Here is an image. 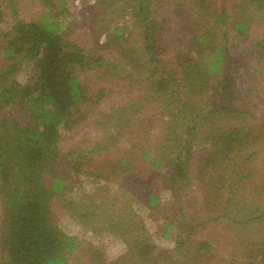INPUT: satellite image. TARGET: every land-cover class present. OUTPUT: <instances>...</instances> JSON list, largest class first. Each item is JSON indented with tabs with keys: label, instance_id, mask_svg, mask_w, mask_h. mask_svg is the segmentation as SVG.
<instances>
[{
	"label": "trees",
	"instance_id": "16d2710c",
	"mask_svg": "<svg viewBox=\"0 0 264 264\" xmlns=\"http://www.w3.org/2000/svg\"><path fill=\"white\" fill-rule=\"evenodd\" d=\"M36 1L41 6L37 19L25 20L15 0H0V23L9 16L13 21L10 30L0 35L4 62L0 68V198L4 203L0 264H70L79 241L60 227V209L77 217L89 232L112 233L124 242L123 255L111 261L104 258L98 264H159L165 250L156 245L133 203L145 207L150 216L160 212L159 218L164 219H156L160 238L174 240L181 250L186 247L182 254L185 264H203L195 256L200 259V253H214L215 249L210 240L199 239L191 252L193 235L198 226L226 216L239 182L230 181V174L245 171V151L253 139L250 126H231L219 119L244 120L248 116L238 94V76L227 69L231 49L228 29L246 36L248 22L231 17L225 0H177L180 9L184 7L179 25L189 23L192 31L168 36L171 19L156 16L155 0H94L88 18L93 24L101 17L96 33L101 36L105 32V42L99 44L97 38L95 46L122 47L125 35L133 33L125 25L101 27L105 19L114 18L102 11L111 6L110 14H118L115 17L124 22L132 19L138 31L135 49L130 55L123 54L124 59L132 66L149 65L154 79L143 85L146 90L136 105L115 107L113 113L119 112L116 121L110 111L100 123L114 129L107 141L95 138L92 142L81 136L80 142L62 153L61 141L72 139L81 125H87L81 121L98 112L94 110L88 117L85 113L93 91L82 81L81 73L92 58L99 65L105 59L92 57L85 47L68 39L64 24L72 15L71 0ZM80 1L85 4L88 0ZM256 46L264 47V35ZM242 71L239 68L237 72ZM22 72L26 75L23 82L19 79ZM191 96L205 97L200 100L198 115L190 112L187 97ZM215 101L220 105H210ZM154 105L161 109V119L152 115L150 122L140 116ZM206 106L211 107L204 114ZM147 129H160L158 134L151 132L157 141L150 139ZM120 135L124 142L116 141ZM111 149L116 155L94 166L93 157H103ZM197 158L198 163L193 160ZM64 166L76 176L97 181L94 196L87 201L92 206L63 198L70 188L60 171ZM195 183L205 188L208 205L222 207L211 210L217 216H207L193 225L194 214L187 217L188 205L181 200L183 191ZM162 189L170 191L168 201L162 199ZM108 191L113 197L103 198ZM58 197L63 198L60 203ZM102 200H107L106 205ZM111 201L121 207L108 209ZM173 232L177 233L172 238ZM93 249L96 258L103 256ZM256 249L262 255L257 264H264V242Z\"/></svg>",
	"mask_w": 264,
	"mask_h": 264
},
{
	"label": "rangeland",
	"instance_id": "374dc122",
	"mask_svg": "<svg viewBox=\"0 0 264 264\" xmlns=\"http://www.w3.org/2000/svg\"><path fill=\"white\" fill-rule=\"evenodd\" d=\"M15 4L18 7L20 17L25 20L37 19L38 14L41 11L40 3L36 0H15ZM70 12L71 17L65 22V32L68 33V39L73 43L81 44L90 53L92 57L100 55L105 59V63L99 65L98 62L92 61L90 66L82 71L81 79L86 82L88 87L93 91L90 101V105H87L84 110L87 117L92 111H98L95 116L90 115L91 118L86 120L85 118L81 121L87 123V125H81L80 131H77L75 136L68 141H61L60 147L61 152L68 151L72 144H77L81 141V136L86 139H92V142L96 139H104L107 141V137L111 136L113 127L108 130L109 125H101L109 112L113 113L115 107L120 106H134L138 103V99L143 97L142 91L143 85H149L154 79L151 78L153 75L152 67L149 65L138 67L139 65L132 66L129 62L124 59L123 54H131L132 50L135 49V41L137 38L138 31L134 28L132 19L124 22L121 18L115 17L118 14H110L109 10L112 8H104L102 11L108 15H113L112 19H105L102 22L101 27L108 26L112 27L125 25L133 33H127L125 40L122 41V47H115L111 45L103 48L95 46V39H99V44L105 42V32L99 36L97 31L100 30L99 22L100 18H96V23L91 24L88 18L90 7L94 4V0H88L87 3L83 4L80 0L70 1ZM228 14L231 17L239 18L242 17L248 22L249 30L246 36H237L230 32V39H228V47L230 49V57L227 61V69L234 71L233 76H238V82L240 89L238 94L241 96L242 104L248 111V116L244 117V120H237V118L220 117V122L231 124V126H250L252 129L253 139L249 143V150L245 152L248 155V161L244 163L243 172L230 174V181L239 179V182L235 186V193L231 200V204L227 208L226 216L220 221L211 222L210 225L198 226L194 235L190 251L196 249V243L199 239H208L211 241L215 251L200 253V259L195 260L198 263L206 264H257L261 259L262 255L257 253V247L260 243L264 242V134L261 133L262 127L264 126V47L256 46V41L264 35V3H255L252 0H225ZM153 10L157 17H166L171 19L169 21L170 32H167L168 36L174 34H183L185 32H191L189 30L190 24L179 25L181 18L180 12L184 7H179L177 0H155L152 4ZM189 9L192 7L188 6ZM177 9V10H176ZM198 9V8H197ZM177 11V12H176ZM179 14V15H178ZM12 18L9 16L5 22L0 23V35L7 30H10L12 25ZM67 25V29H66ZM90 26L94 27L92 30ZM172 26V27H171ZM197 30V29H196ZM110 31V30H109ZM177 34V35H178ZM2 37H0V42ZM125 51V52H124ZM109 63L114 64V68ZM153 63V62H151ZM4 65V62L0 58V68ZM239 68H243L242 72H237ZM148 70V71H147ZM151 70V72H150ZM167 71V70H165ZM130 73V76L129 74ZM158 72L154 74L157 75ZM26 75L22 72L19 75V79L23 82ZM161 77V75H160ZM160 77H157L160 78ZM112 80L115 84H112ZM99 89V90H98ZM98 90V91H97ZM100 91V92H99ZM112 91V94L110 93ZM103 93L106 96H100L97 94ZM108 95V96H107ZM205 97H187L189 100L191 113L198 115V110L201 107L200 100L203 101ZM219 101L211 103L210 105H220ZM159 106L154 105L153 108L144 110L140 116H143L146 120L150 121V116L154 115L157 119H161V109ZM211 106H206L207 110L204 114H207ZM115 112V111H114ZM115 114V113H113ZM119 112L112 117L117 119ZM115 117V118H114ZM115 119V121H116ZM139 119V118H136ZM227 119V120H226ZM227 121V122H226ZM113 122V121H112ZM138 123L137 120H135ZM151 122V121H150ZM110 123V121H109ZM114 123V122H113ZM118 123V122H117ZM115 123V125H117ZM114 125V127H115ZM127 127V126H126ZM145 127V126H144ZM128 128V127H127ZM161 128V127H160ZM150 139L155 141L160 129L149 130ZM67 138V133L64 139ZM118 142H124L122 136H118ZM157 141V140H156ZM105 141L101 142L104 147ZM114 151L111 149L109 153L102 156H94V166H100L103 158L106 160L111 159L115 156ZM194 162L198 163V158L193 159ZM237 163H241V160H237ZM240 170V169H238ZM70 185L69 190L66 192L63 198H73L76 201H83L87 205L90 197L94 196L95 187L97 181L94 178H87L84 176H76L72 170L64 166L61 170ZM156 179V178H155ZM113 186V184H112ZM205 188L198 183L192 185L186 191H183L181 203L188 205L187 217H191L194 214L195 224L202 218L207 216H217L212 214L211 210L219 211L222 206L216 207L213 203L207 204L205 198ZM109 193V195H107ZM171 195L170 191L166 189L161 190V196L163 200H169L168 196ZM113 197L111 192H106L103 196ZM62 197L56 198L59 203L63 199ZM97 201V200H96ZM104 201L106 205L107 200ZM122 201V198H119ZM133 202V201H132ZM134 208L143 217V221L147 229L153 234L156 245L165 250L163 252L162 260L159 264H177L182 262L185 264V257L182 256L183 251L186 247L181 250L180 247H176L174 240H163L160 238V233L157 229L156 219H160L159 213H153L151 216L148 215V211L142 205L133 203ZM102 208L105 206L101 205ZM108 209L120 208V204L116 202H110ZM242 209L240 212H236V209ZM61 218L59 220L60 227L69 235L76 236L78 238L79 248L76 252H73L70 258V264H98L104 258L106 260H114L125 253L126 246L121 239H117L112 233H104L103 235H96L95 233L89 232L82 226V223L69 212H64L60 209L58 211ZM260 215V218H255ZM4 221V203L0 198V229ZM177 232H173L172 238ZM181 239H179L180 241ZM81 241V243H80ZM96 247L97 251H100L103 256L96 258L93 255V251ZM188 251V250H187ZM196 255V254H195ZM182 256V257H181ZM200 260V261H199ZM202 260V261H201ZM262 262V260H260ZM259 262V264H260Z\"/></svg>",
	"mask_w": 264,
	"mask_h": 264
}]
</instances>
